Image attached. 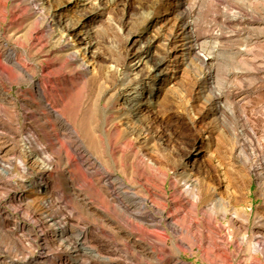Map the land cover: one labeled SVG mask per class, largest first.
Masks as SVG:
<instances>
[{
    "label": "rangeland",
    "instance_id": "374dc122",
    "mask_svg": "<svg viewBox=\"0 0 264 264\" xmlns=\"http://www.w3.org/2000/svg\"><path fill=\"white\" fill-rule=\"evenodd\" d=\"M3 1H7L5 8ZM71 1L46 0L42 11L50 18L45 20L36 14L32 0H0V264H36L32 259L39 255L41 247L28 240L24 227L28 221L32 225L39 224L38 219L46 215L61 219L68 214H72L78 227L94 230L96 245L109 253L112 264H174L177 259L181 264H209L202 259L198 247L194 252L186 249L183 253H174L169 229L157 231L159 237L170 236L168 251L160 260L147 258L118 240L110 227L107 234H101L96 228L93 212L98 207L107 209L110 198L106 193L102 194L99 187L103 184H98L99 175L93 174V166H81L70 145L59 135V126L47 106H53L72 125L95 155L93 147L97 136L104 126L112 123L111 116L119 114V103L124 93L120 89L122 78L131 64L133 53L149 42V62L140 71L139 81L149 75L150 68L161 57H166V61L153 72L152 78L143 82L144 95H148L151 89L155 94L150 98L152 106H143L141 112L142 124L149 131L147 138L152 144L151 147L143 144V149L148 157L169 167L182 158L187 161V152L196 145L204 150L195 162L200 167V174L209 177L211 186H220V168L214 159L223 161L231 171V150L237 145L235 134L241 128L236 114L231 113L222 119L209 111L211 93L198 86L197 79L208 74L210 69L204 67L198 58L206 53L216 55L215 68L229 80L223 83L217 77L212 85L216 90L229 86L239 95L251 90L248 119L260 131L259 137H264V73L260 72L264 66V0H217L212 11L206 9V5L197 8L195 20L202 32L223 33L225 38L219 41L209 39L201 52L191 55L182 46V36L171 38L178 16L172 8L177 0H103L98 13L89 8L81 12ZM59 11L62 16L54 20L51 16ZM86 16L89 18L83 20ZM229 19L232 22L228 26L225 21ZM86 31L92 35L98 50L95 60L91 54L87 57L94 74L78 91L64 99L60 92L46 84V68L50 64L59 68L64 63V44H73L76 35ZM255 36L257 43L251 45L254 51L242 55L240 49ZM7 50L17 54L33 78L18 72L5 60L4 52ZM83 60L84 52L80 54L79 62L83 63ZM98 68L100 75L97 74ZM42 83L48 89L44 100H40L36 93L37 86ZM53 135L57 136L55 140H51ZM32 136L46 142L45 151L54 154L55 164L44 162L46 154L39 151V145L28 146L27 140ZM67 151L71 168H68L69 160L65 157ZM68 170L73 171L71 175ZM111 172L123 177L119 171L111 169ZM243 174L245 180L239 183L238 193V200L243 203L238 207L245 206L250 213L248 232L253 234L258 229L256 217L264 216V193L253 175ZM43 178L44 185L37 188L35 183ZM47 187L50 188L49 193ZM167 188L171 195L174 189L170 181ZM84 195L89 203L86 208L80 201ZM49 197L54 200L53 207L45 208L43 203ZM233 209L231 205L228 216ZM223 222L237 234L236 227ZM18 223L20 229L11 235L9 229ZM42 233L49 238L50 252L57 256L50 264H70L72 255L62 250L59 243L51 241L53 232L47 224L43 225ZM136 233L137 237L143 234L140 231ZM232 249L236 250L234 245ZM248 254L245 247L233 264L245 263L244 257ZM94 255L82 253V264H102ZM261 257L264 260V256Z\"/></svg>",
    "mask_w": 264,
    "mask_h": 264
},
{
    "label": "bare ground",
    "instance_id": "6f19581e",
    "mask_svg": "<svg viewBox=\"0 0 264 264\" xmlns=\"http://www.w3.org/2000/svg\"><path fill=\"white\" fill-rule=\"evenodd\" d=\"M45 1L32 0V3L36 6L34 8L36 14L43 17L41 19L47 20L50 16L42 11L45 9ZM215 1L217 0H177L172 8L178 12V16L175 33L171 35V38L182 36V46L188 55L201 52L202 47L208 43L209 39L210 41L211 39L219 41L225 38L223 33L215 31L203 33L195 20L197 8L206 5V9L212 11ZM71 3L81 12L89 8L98 13L102 8L103 0H72ZM6 6L7 1L3 3V7ZM102 14H105L104 11ZM61 16L62 12L59 11L51 17L56 20ZM88 18L89 16H86L83 20ZM231 22L229 19L225 21V24L229 26ZM257 40V37L250 39L240 49V53L244 56L252 53L254 50L251 49V45L256 44ZM38 42L41 43L42 40L39 39ZM149 48L150 43L146 42L133 53L131 64L122 78L120 89H123L124 93L119 103V114L115 115L116 117L114 114L111 116L113 121L110 125L107 124L108 127L102 125L104 127L101 132L99 129L100 134L98 132L99 135L94 142L96 146L92 145L96 151L95 155L88 149L72 125L53 106H47V110L59 126V135L70 145V149L77 155L81 166H93V174L96 172L99 175V177L97 176L98 184H103L99 187L102 194L106 193L110 198L108 202L110 206L107 209L104 210L101 207L94 209L96 228L100 230L101 234H107V228L110 227L118 240L124 241L138 253L154 260H160L168 251L167 246L170 238L168 235L157 236L159 235L157 231L169 229L172 232L174 253H183L186 249L194 252L198 247L202 253V259L209 264H233L234 259L246 247L249 254L244 257L245 263L243 264H264L261 257V255L264 256V216L256 217L255 225L258 226V229H255L253 234H249L250 213L245 206L238 207L243 203L242 200H238V193L240 192L239 183L245 180L244 172L255 177L260 190L264 193V137H259L260 131L248 119L247 107L251 90L245 91L242 95L230 90L229 86L216 90L212 85L217 77H220L223 83L229 81L223 73L215 68L216 55L206 53L203 57L198 58L204 67L210 69L208 74L197 79L198 86L211 93L209 111L214 115L221 116L222 119L228 118L231 113L236 114L237 123L241 128L240 132L235 134L237 145L231 150L233 168L228 171L223 161L214 159L220 168L221 185L211 186L209 177L200 174V167L195 164L204 152L200 147L195 145L187 152V161L182 158L178 162L174 161L175 164L172 163L169 167L148 157L143 149L144 146L151 147L152 144L147 138L149 131L143 126L141 112L143 106H152L150 98L155 95L153 89L149 91L148 95H144L143 84L146 83L145 79L152 78L153 72L160 69V66L166 61V57H161L155 65L150 66L149 75L139 81L140 71L149 62L147 60ZM64 51V63L59 68L54 64H50L46 68V84L50 85L52 90L60 92L61 97L66 99L72 92L78 91L85 85L86 80L94 74V70L90 68V58L87 57L91 54L90 56L94 59L98 50L92 35L86 31L77 34L73 44H64ZM82 52H84V60L83 63H80ZM4 57L7 62L15 66L18 72L33 78L30 71L25 69V64L18 60L15 52L7 50L4 52ZM260 72L264 73V66L260 68ZM97 74H101L99 68ZM62 85L64 86L61 87ZM47 92L45 83L36 88L40 100L46 99ZM56 138L57 136H51V140ZM27 141L29 147L39 145V151L46 154L43 156L44 162L50 164L55 162L54 154H49V150L45 151L48 146L46 142L39 141V138L35 136L29 137ZM65 153V157L69 160L68 168H71L69 151ZM192 159L194 160L192 161ZM111 169L121 172L123 177L112 173ZM67 172L71 175L73 171L68 170ZM44 181L43 178L40 182H36L35 186L41 188ZM168 181L171 182V188L174 189L171 195L168 193ZM46 190L49 193L50 188L47 187ZM87 200L85 195L80 200L85 208L89 204ZM53 202L52 197L45 198L43 206L50 208L52 205L53 207ZM231 205L234 206V209L228 216ZM72 217V214H68L61 219H55L46 215L43 219H38L39 224L34 225L28 221L29 223L24 227L25 236L41 247V252L38 251L39 255L34 256L32 260L36 264H50L57 258L56 254L50 252L49 238L42 233L43 225L47 224L53 232L51 241L59 243L62 250L72 255L70 264H82L80 260L82 253H94L95 258L99 257L102 264H112L109 253L104 252L96 245L94 230L78 227ZM44 220L46 221L44 222ZM223 221L229 223L231 227H236L237 234L233 230H229ZM20 226L18 223L16 227L13 226L9 229L11 235H14ZM135 231L143 232V234L137 237ZM224 231L227 233L224 234ZM233 245L236 250L232 249ZM174 264L181 263L177 259Z\"/></svg>",
    "mask_w": 264,
    "mask_h": 264
}]
</instances>
